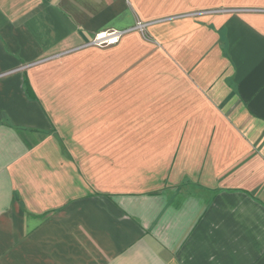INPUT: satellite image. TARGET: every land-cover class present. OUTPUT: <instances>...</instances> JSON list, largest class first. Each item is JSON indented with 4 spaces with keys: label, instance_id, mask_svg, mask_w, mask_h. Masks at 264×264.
<instances>
[{
    "label": "crops",
    "instance_id": "crops-1",
    "mask_svg": "<svg viewBox=\"0 0 264 264\" xmlns=\"http://www.w3.org/2000/svg\"><path fill=\"white\" fill-rule=\"evenodd\" d=\"M0 264H264V0H0Z\"/></svg>",
    "mask_w": 264,
    "mask_h": 264
},
{
    "label": "built area",
    "instance_id": "built-area-1",
    "mask_svg": "<svg viewBox=\"0 0 264 264\" xmlns=\"http://www.w3.org/2000/svg\"><path fill=\"white\" fill-rule=\"evenodd\" d=\"M146 27H147V24L143 22H138L136 25V29L140 30L141 32H145ZM124 34H125V31L109 30V31L96 35L93 41L91 42V45L101 47V48L114 46L119 43L120 39L122 38Z\"/></svg>",
    "mask_w": 264,
    "mask_h": 264
}]
</instances>
